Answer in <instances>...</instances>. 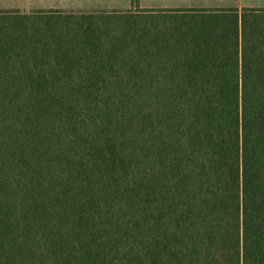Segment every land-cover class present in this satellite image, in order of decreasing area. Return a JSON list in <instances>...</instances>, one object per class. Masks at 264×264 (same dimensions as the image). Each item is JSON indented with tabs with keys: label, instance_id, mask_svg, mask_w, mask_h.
Here are the masks:
<instances>
[{
	"label": "trees",
	"instance_id": "obj_1",
	"mask_svg": "<svg viewBox=\"0 0 264 264\" xmlns=\"http://www.w3.org/2000/svg\"><path fill=\"white\" fill-rule=\"evenodd\" d=\"M231 9L0 10V264H264V9Z\"/></svg>",
	"mask_w": 264,
	"mask_h": 264
},
{
	"label": "rangeland",
	"instance_id": "obj_2",
	"mask_svg": "<svg viewBox=\"0 0 264 264\" xmlns=\"http://www.w3.org/2000/svg\"><path fill=\"white\" fill-rule=\"evenodd\" d=\"M146 10L159 9H186L189 7H217L213 9L232 11L231 8L264 9V0H0V10L20 11L23 13H32L34 11L62 10L64 12H97V11H139L141 8ZM205 9V10H213ZM144 19V20H143ZM141 24L148 27L155 33L179 32L182 27L190 30H201L203 27L210 31H220L222 25L229 20L223 13L213 14H156L151 18H143ZM248 23H257L256 29L264 33V14L248 16ZM122 21L120 27L124 30L130 27L131 21L127 19Z\"/></svg>",
	"mask_w": 264,
	"mask_h": 264
},
{
	"label": "crops",
	"instance_id": "obj_3",
	"mask_svg": "<svg viewBox=\"0 0 264 264\" xmlns=\"http://www.w3.org/2000/svg\"><path fill=\"white\" fill-rule=\"evenodd\" d=\"M140 8H142V7H140ZM190 8H192V7H189L188 9H190ZM200 8H202V9H210V8H212L213 9V8H217V7H200ZM142 9H147V8H142ZM192 9H198V7H193Z\"/></svg>",
	"mask_w": 264,
	"mask_h": 264
}]
</instances>
